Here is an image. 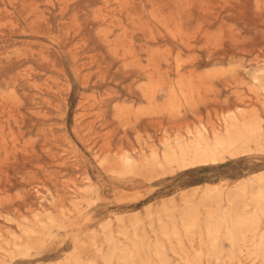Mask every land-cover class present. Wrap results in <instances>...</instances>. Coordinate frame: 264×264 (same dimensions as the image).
<instances>
[{"label": "rangeland", "instance_id": "1", "mask_svg": "<svg viewBox=\"0 0 264 264\" xmlns=\"http://www.w3.org/2000/svg\"><path fill=\"white\" fill-rule=\"evenodd\" d=\"M232 117L262 136L164 162ZM263 137L264 0H0V264H159L156 247L164 264H264L224 237L187 262L213 213H257Z\"/></svg>", "mask_w": 264, "mask_h": 264}, {"label": "bare ground", "instance_id": "2", "mask_svg": "<svg viewBox=\"0 0 264 264\" xmlns=\"http://www.w3.org/2000/svg\"><path fill=\"white\" fill-rule=\"evenodd\" d=\"M232 115V114H231ZM231 123L225 127V134L226 136L223 137L219 134H216L215 137L211 140H207L209 138L205 137L204 133H197L196 136H194L191 139L190 143H178L177 144V151H170L164 156V162L167 164H176L177 166H184L188 164H196V163H206L207 161H214L216 157L225 151L228 152H235L238 150V146H243V144L246 142V140H257V138L261 135V124L258 120L254 119L252 121L248 122H237L236 118H231ZM226 125V124H225ZM262 136V135H261ZM264 138V137H263ZM246 139V140H245ZM176 141V140H175ZM189 142V141H188ZM257 142V141H256ZM167 144V143H166ZM252 144V142H251ZM257 144V143H256ZM171 146V145H170ZM258 147V145H257ZM170 148V147H169ZM244 148V146L242 147ZM174 149V148H173ZM247 149V147H246ZM168 150V149H167ZM241 150V148H240ZM248 150V149H247ZM250 150V149H249ZM163 153V152H162ZM233 154V153H232ZM237 154V153H236ZM154 155V154H153ZM153 155L151 157H153ZM156 158V157H154ZM153 158V160H155ZM158 159V157H157ZM148 161V160H147ZM158 161V160H157ZM155 160V162H157ZM127 168V167H126ZM263 173V172H262ZM257 175V174H256ZM255 175V176H256ZM258 175L256 179L258 181L263 179V176ZM252 177V176H251ZM254 177V176H253ZM264 180V179H263ZM243 182V181H242ZM264 182V181H263ZM244 183V182H243ZM248 183V182H247ZM244 183V184H247ZM256 183V182H255ZM258 183V182H257ZM249 184V183H248ZM242 185V184H241ZM263 185V184H262ZM237 186V185H236ZM264 186V185H263ZM240 187V186H239ZM262 187V186H261ZM247 188V187H246ZM237 189V188H235ZM252 189V187H251ZM264 188L259 189L257 193L250 196V202L256 206H258L257 213L254 211L252 214L247 213H235L232 214L230 211H223L218 212L219 214L213 215L210 217V220L206 221V238H204V243H206V247L208 246L207 251L203 254L202 252L198 251L194 254L191 258H187V262L193 260L197 261L202 257V255H206L210 258H217L220 254L221 248L218 243V238L224 237V239L229 240L232 245L238 244L239 242L245 243L247 246H250L253 249V252L258 254L261 251L264 250V231H261V217L263 215V207H261L262 203L264 202ZM234 191V190H233ZM237 191V190H236ZM240 191V192H239ZM239 193L243 195H247L245 187H242L239 189ZM231 192V191H230ZM235 192V191H234ZM253 192V191H252ZM251 192V193H252ZM255 192V190H254ZM229 193V192H228ZM232 193V192H231ZM249 193V192H248ZM238 195V193H236ZM234 195V193H233ZM231 196V194H230ZM236 196V195H235ZM242 197V196H238ZM242 197V198H243ZM247 197V196H246ZM245 197V198H246ZM229 198V197H228ZM218 199V198H217ZM222 199V198H221ZM232 199V198H231ZM237 199V198H236ZM240 199V198H239ZM227 201V200H226ZM234 201V199L232 200ZM216 202V201H215ZM247 202V201H246ZM229 203V202H228ZM240 204V203H239ZM247 204V203H246ZM246 204L244 207H246ZM251 204V205H252ZM216 205V204H215ZM236 205V204H235ZM234 205V207H235ZM214 206V205H213ZM219 206V205H217ZM231 206V205H230ZM233 206V205H232ZM249 207V206H248ZM251 207V206H250ZM225 209V208H224ZM228 209V208H227ZM244 209V208H243ZM255 209V208H254ZM217 210V209H215ZM236 210V208H235ZM195 211V210H194ZM232 211V210H231ZM250 211V210H249ZM196 212V211H195ZM210 212V211H209ZM215 212V211H214ZM189 211H187V214ZM186 214V213H185ZM184 218L188 216H185ZM196 214V213H195ZM198 214V213H197ZM210 214V213H209ZM191 215V214H189ZM194 215V213H193ZM197 217V216H196ZM264 217V216H263ZM190 218V216H189ZM182 220V219H181ZM195 217L191 216V220L185 221V228L188 231L195 228L196 225ZM208 220V219H207ZM52 221V220H51ZM53 222V221H52ZM183 222V221H182ZM181 222V223H182ZM205 222V221H204ZM41 224V223H40ZM184 224V222H183ZM182 224V225H183ZM227 224L224 230L222 228L224 225ZM198 225V224H197ZM174 226V225H173ZM204 226V225H203ZM183 227V226H182ZM199 228V227H198ZM197 230V229H195ZM200 230V229H199ZM263 230V229H262ZM173 231V230H172ZM171 231V232H172ZM176 231V230H175ZM201 231V230H200ZM199 231V232H200ZM178 232V231H177ZM176 232V233H177ZM186 232V231H185ZM198 232V231H197ZM198 232V234H199ZM163 233H165L163 231ZM168 233V232H167ZM190 233V232H189ZM202 233V232H201ZM172 234V233H171ZM179 235V234H177ZM172 235L171 237H173ZM200 236V234H199ZM170 237V236H169ZM202 237V235H201ZM189 238V237H188ZM193 240V239H192ZM170 241V240H169ZM203 241V240H202ZM131 243V242H130ZM135 244V243H133ZM142 244V243H141ZM1 245V243H0ZM25 245V244H24ZM239 245V244H238ZM243 246V245H242ZM132 247V246H131ZM142 249V246H140ZM239 247V246H238ZM246 248V247H245ZM155 249V248H154ZM126 250V249H125ZM124 250V251H125ZM130 250V249H129ZM140 250V249H139ZM137 251V250H136ZM135 251V252H136ZM250 251V250H249ZM252 251V250H251ZM6 252V251H5ZM127 252V251H126ZM144 252V251H143ZM114 253V252H113ZM251 253V252H250ZM253 253V254H254ZM135 254V253H134ZM133 254V255H134ZM136 255V254H135ZM137 255L140 256V254L137 253ZM136 255V256H137ZM154 255L156 256L157 260L159 261V264L165 263V255L161 249H158L156 247L154 251ZM262 255V254H261ZM113 256V255H112ZM123 256V254H122ZM128 256V255H127ZM259 256V255H258ZM135 257V256H134ZM112 258V257H111ZM123 258V257H122ZM121 258V259H122ZM126 258V257H125ZM131 258V257H130ZM137 258V257H136ZM129 259V258H128ZM127 259V260H128ZM134 259V258H133ZM124 260V259H123ZM139 260V259H138ZM119 261V260H118ZM132 261V260H131ZM134 261V260H133ZM142 261V259H141ZM192 261V262H193ZM107 262H109L107 260ZM123 262V261H122ZM128 262V261H127ZM127 262H123L124 264H127ZM135 263V262H134ZM133 263V264H134ZM190 263V262H189ZM80 264V263H79ZM81 264H85L82 263ZM132 264V263H131ZM141 264V262H140ZM145 264H150L149 260L145 261Z\"/></svg>", "mask_w": 264, "mask_h": 264}]
</instances>
